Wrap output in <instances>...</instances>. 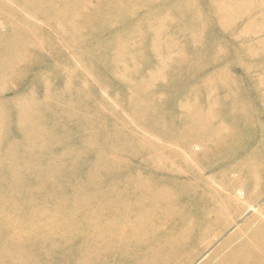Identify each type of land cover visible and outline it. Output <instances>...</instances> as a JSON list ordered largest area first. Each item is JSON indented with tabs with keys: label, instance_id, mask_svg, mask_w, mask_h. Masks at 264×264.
Segmentation results:
<instances>
[{
	"label": "rangeland",
	"instance_id": "374dc122",
	"mask_svg": "<svg viewBox=\"0 0 264 264\" xmlns=\"http://www.w3.org/2000/svg\"><path fill=\"white\" fill-rule=\"evenodd\" d=\"M263 209L264 0H0V264H225Z\"/></svg>",
	"mask_w": 264,
	"mask_h": 264
},
{
	"label": "bare ground",
	"instance_id": "6f19581e",
	"mask_svg": "<svg viewBox=\"0 0 264 264\" xmlns=\"http://www.w3.org/2000/svg\"><path fill=\"white\" fill-rule=\"evenodd\" d=\"M31 129L34 131L33 128ZM31 129H28V130H31ZM35 130H36V133L40 134L41 132L40 127L35 128ZM261 213L263 215H260V216L258 214H254L253 216H251L248 222L243 225V228L240 230L239 235L247 234L249 231L248 236H246L242 240V243L239 245V247H241L243 251L242 252L235 251V252L228 253L229 254L228 257L224 260L225 264L227 263L228 264H243L247 260V258L250 259V256L256 259L259 257L258 259L261 261V263L264 264V209L262 210ZM84 247L85 246H83V249ZM93 247L96 249L99 248V246H96V245L88 246L90 250ZM170 253L171 252L169 251L166 252L164 254V259H169ZM152 263L155 264L154 262Z\"/></svg>",
	"mask_w": 264,
	"mask_h": 264
}]
</instances>
